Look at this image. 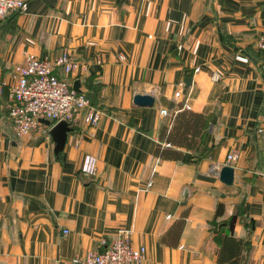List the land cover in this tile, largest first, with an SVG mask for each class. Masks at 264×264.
<instances>
[{
	"label": "crops",
	"instance_id": "obj_1",
	"mask_svg": "<svg viewBox=\"0 0 264 264\" xmlns=\"http://www.w3.org/2000/svg\"><path fill=\"white\" fill-rule=\"evenodd\" d=\"M263 34L264 0H26L1 20L0 264H70L122 230L141 264H264ZM64 53L76 68L58 76L103 116L96 127L79 117L56 154L43 123L14 134L9 86L27 56ZM180 105L206 115L201 143L160 160V128ZM232 151L228 186L219 175ZM186 213L180 236L168 235ZM231 236L239 263L223 245Z\"/></svg>",
	"mask_w": 264,
	"mask_h": 264
},
{
	"label": "built area",
	"instance_id": "obj_2",
	"mask_svg": "<svg viewBox=\"0 0 264 264\" xmlns=\"http://www.w3.org/2000/svg\"><path fill=\"white\" fill-rule=\"evenodd\" d=\"M25 5L26 0H0V20L20 13ZM257 48L264 53V34L259 37ZM120 59L124 57L121 55ZM237 60L243 63L249 61L242 56H238ZM60 68L67 78L76 68L74 58L68 53L56 59L27 56L24 63L15 67L9 86L8 118L17 137L29 136L42 125L41 120L50 121L52 127L65 121L73 128L79 117L84 116L88 126L96 127L99 124L103 112L93 107L85 94L74 90L66 78L58 76ZM175 99H181V92L176 93ZM161 115L166 117L169 113L162 110ZM238 158V153L232 151L226 158L225 166L232 167ZM96 161L93 157L86 159V174L94 175ZM216 168L220 169L218 165ZM143 260L144 253L133 245L131 233L122 230L111 243L102 240L100 251L74 257L70 264H141Z\"/></svg>",
	"mask_w": 264,
	"mask_h": 264
},
{
	"label": "trees",
	"instance_id": "obj_3",
	"mask_svg": "<svg viewBox=\"0 0 264 264\" xmlns=\"http://www.w3.org/2000/svg\"><path fill=\"white\" fill-rule=\"evenodd\" d=\"M206 125V115L183 108V106L180 105L179 111L176 114L171 115L160 128L159 143L154 151L155 157L165 161L182 160L184 153L180 150H197L201 143ZM186 217L187 213L182 220L176 223L168 235L180 236L186 223ZM164 240H167V237L164 238ZM223 245L228 246L227 251L228 253H231V255L237 253L235 255L237 258L236 263H239L241 260V253H238V250H240V241L233 236L226 237L223 240Z\"/></svg>",
	"mask_w": 264,
	"mask_h": 264
},
{
	"label": "water",
	"instance_id": "obj_4",
	"mask_svg": "<svg viewBox=\"0 0 264 264\" xmlns=\"http://www.w3.org/2000/svg\"><path fill=\"white\" fill-rule=\"evenodd\" d=\"M186 88L190 87L191 79H185ZM74 89L78 90V85H75ZM155 103L154 97L151 95H136L134 98V104L139 107H153ZM41 123L51 127L50 135L55 143V153H61L67 143L68 134L72 131L70 125L62 121L52 127V123L48 120H41ZM220 181L225 185L232 186L235 182V170L233 167L225 166L221 169L219 175Z\"/></svg>",
	"mask_w": 264,
	"mask_h": 264
}]
</instances>
